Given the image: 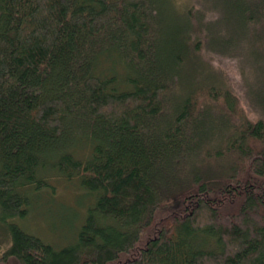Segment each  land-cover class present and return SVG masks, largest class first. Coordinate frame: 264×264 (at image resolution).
<instances>
[{
    "label": "trees",
    "instance_id": "1",
    "mask_svg": "<svg viewBox=\"0 0 264 264\" xmlns=\"http://www.w3.org/2000/svg\"><path fill=\"white\" fill-rule=\"evenodd\" d=\"M197 3L0 0L4 259L264 264V0ZM210 51L257 119L214 70L186 75ZM49 173L94 197L60 249L13 221Z\"/></svg>",
    "mask_w": 264,
    "mask_h": 264
},
{
    "label": "rangeland",
    "instance_id": "2",
    "mask_svg": "<svg viewBox=\"0 0 264 264\" xmlns=\"http://www.w3.org/2000/svg\"><path fill=\"white\" fill-rule=\"evenodd\" d=\"M197 1L170 0V3L172 6L184 8L185 4L195 2L198 7ZM168 8L165 9L169 10ZM166 21L167 23L177 22L173 18ZM202 57L204 61H202V68H198L195 62L190 63L186 67V75L192 74L197 77L201 69H204L206 76L212 77L209 71L214 70L219 76L218 81L222 83L220 86L229 88L243 99L244 85L248 79L238 72L240 66L237 62L214 51L206 52ZM101 67L102 70H105L107 64L104 63ZM242 102L245 104L243 107L249 118L257 119V115L247 109L248 106L244 99ZM48 175L46 180L50 187L32 194L28 216L18 219L17 224L27 233L41 238L56 249H60L76 240L79 227L83 223L87 208L92 204L94 197L81 187L77 177L70 180L57 173ZM4 223L0 220V264H20L14 257L3 258L4 253L11 246V235L8 231L10 222L8 226Z\"/></svg>",
    "mask_w": 264,
    "mask_h": 264
},
{
    "label": "bare ground",
    "instance_id": "3",
    "mask_svg": "<svg viewBox=\"0 0 264 264\" xmlns=\"http://www.w3.org/2000/svg\"><path fill=\"white\" fill-rule=\"evenodd\" d=\"M93 199H94V198H93ZM13 221H14V223H16V224H17V222H18L17 219H14ZM36 237H37V236H36ZM38 238H39V237H38ZM40 239H41V238H40ZM71 244H72V243H71ZM69 245H70V244H69ZM66 246H67V245H66Z\"/></svg>",
    "mask_w": 264,
    "mask_h": 264
}]
</instances>
